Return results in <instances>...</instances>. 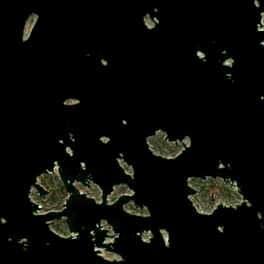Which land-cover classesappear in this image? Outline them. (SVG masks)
Segmentation results:
<instances>
[{
  "label": "water",
  "instance_id": "water-1",
  "mask_svg": "<svg viewBox=\"0 0 264 264\" xmlns=\"http://www.w3.org/2000/svg\"><path fill=\"white\" fill-rule=\"evenodd\" d=\"M146 14L152 48L117 60ZM263 15L264 0H0V264H264ZM159 132L188 144L156 155ZM55 171L66 199L39 214L31 191ZM193 179L241 202L201 213ZM117 186L130 194L109 203Z\"/></svg>",
  "mask_w": 264,
  "mask_h": 264
},
{
  "label": "rangeland",
  "instance_id": "rangeland-1",
  "mask_svg": "<svg viewBox=\"0 0 264 264\" xmlns=\"http://www.w3.org/2000/svg\"><path fill=\"white\" fill-rule=\"evenodd\" d=\"M34 19V17H31L27 21L25 35L31 28ZM262 20V28H264V15L262 16ZM148 143L154 154L165 158H172L182 150L183 145L188 144V141L185 139L183 142H178L177 144L167 143L164 140V135L159 132L154 137L148 139ZM125 169L127 172H130L127 167H125ZM38 183L48 192V195L41 199L35 194L34 190L31 191V200L39 206V213L61 210L66 199V194L57 177L56 171L52 174L41 176L38 179ZM189 185L196 190V194L191 197V200L201 213H210L212 209L219 203L225 206L233 207L241 202V197L235 191V189L224 184L219 179H207L205 181L193 179L189 181ZM77 187L80 192L86 196L91 197L96 201L100 200V192L96 186L91 185L89 188H85L77 185ZM123 194H130L125 186L115 187L113 193L108 197V202H114L120 195ZM124 209L131 214L146 215L145 210L139 211L138 209H135L131 203L126 205ZM102 226L103 228L108 229L104 223ZM50 229L62 237L69 236L63 220L52 222L50 224ZM149 236V234H143L142 239L147 240ZM102 255L109 260L118 259L116 255L104 251Z\"/></svg>",
  "mask_w": 264,
  "mask_h": 264
},
{
  "label": "flooded vegetation",
  "instance_id": "flooded-vegetation-1",
  "mask_svg": "<svg viewBox=\"0 0 264 264\" xmlns=\"http://www.w3.org/2000/svg\"><path fill=\"white\" fill-rule=\"evenodd\" d=\"M157 11L158 10L156 8L152 9V13H154V14L157 13ZM143 20H144V26L147 29L146 34H143L142 32L138 33L137 29H135V26H133V25L127 26L128 29L126 31H123L122 29L119 31V40L118 41L120 43L117 42V44H116L117 48H115V51H114V55H115V58L117 60L124 61V60L128 59L129 57H131L132 48L134 47L132 44L133 42L134 43H141L144 39L147 47L152 48V46L154 44L153 29L155 28V24H157L158 20L156 17H151V15H149V14H146V16L144 17ZM25 28H26V26H25ZM29 31H30V29H29ZM29 31H28V33H29ZM28 33L25 35V31H24V39L27 37ZM161 40L165 41L164 37H162ZM101 63H102V65H105L104 60H101ZM72 103H75V102L74 101L66 102V104H72Z\"/></svg>",
  "mask_w": 264,
  "mask_h": 264
},
{
  "label": "built area",
  "instance_id": "built-area-1",
  "mask_svg": "<svg viewBox=\"0 0 264 264\" xmlns=\"http://www.w3.org/2000/svg\"><path fill=\"white\" fill-rule=\"evenodd\" d=\"M30 197H31V195H30ZM38 213H39V212H38ZM45 213H47V212H45ZM45 213H39V214H45ZM103 251H104V250L101 249L100 255H101L102 257H104V256L102 255ZM104 252H105V251H104ZM104 258H105V257H104ZM105 259H106V258H105Z\"/></svg>",
  "mask_w": 264,
  "mask_h": 264
}]
</instances>
